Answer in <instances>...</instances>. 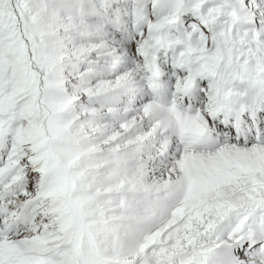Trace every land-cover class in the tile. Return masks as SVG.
<instances>
[{"label": "snow or ice", "instance_id": "obj_1", "mask_svg": "<svg viewBox=\"0 0 264 264\" xmlns=\"http://www.w3.org/2000/svg\"><path fill=\"white\" fill-rule=\"evenodd\" d=\"M0 264H264V0H0Z\"/></svg>", "mask_w": 264, "mask_h": 264}]
</instances>
